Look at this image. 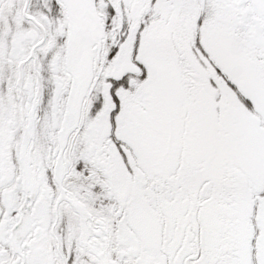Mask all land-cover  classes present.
Here are the masks:
<instances>
[{"label":"snow or ice","instance_id":"obj_1","mask_svg":"<svg viewBox=\"0 0 264 264\" xmlns=\"http://www.w3.org/2000/svg\"><path fill=\"white\" fill-rule=\"evenodd\" d=\"M0 264H264V0H0Z\"/></svg>","mask_w":264,"mask_h":264}]
</instances>
